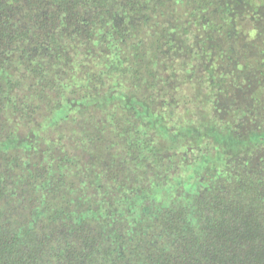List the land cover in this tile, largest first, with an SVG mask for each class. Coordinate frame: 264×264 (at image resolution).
Here are the masks:
<instances>
[{"label":"trees","instance_id":"obj_1","mask_svg":"<svg viewBox=\"0 0 264 264\" xmlns=\"http://www.w3.org/2000/svg\"><path fill=\"white\" fill-rule=\"evenodd\" d=\"M262 6L0 0V264H264Z\"/></svg>","mask_w":264,"mask_h":264},{"label":"rangeland","instance_id":"obj_2","mask_svg":"<svg viewBox=\"0 0 264 264\" xmlns=\"http://www.w3.org/2000/svg\"><path fill=\"white\" fill-rule=\"evenodd\" d=\"M237 9L240 10L239 13H242V12H243V7H242V5H240V6L238 5V6H237ZM216 15H217V13H216ZM257 16H259V17H257V20H256L255 22H256L258 25H261V26L264 27V6H262V7L259 8ZM245 21H246V20H245ZM244 23H245V22H244ZM248 25H249V23L246 22V26H248ZM251 32H254V31H251ZM245 85H247V83H246ZM261 132L263 133L262 135H264V125H263L262 128H261Z\"/></svg>","mask_w":264,"mask_h":264}]
</instances>
